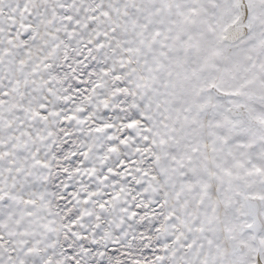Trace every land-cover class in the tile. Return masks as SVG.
<instances>
[{
    "label": "snow or ice",
    "instance_id": "1",
    "mask_svg": "<svg viewBox=\"0 0 264 264\" xmlns=\"http://www.w3.org/2000/svg\"><path fill=\"white\" fill-rule=\"evenodd\" d=\"M0 264H264V0H0Z\"/></svg>",
    "mask_w": 264,
    "mask_h": 264
}]
</instances>
